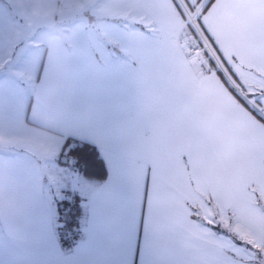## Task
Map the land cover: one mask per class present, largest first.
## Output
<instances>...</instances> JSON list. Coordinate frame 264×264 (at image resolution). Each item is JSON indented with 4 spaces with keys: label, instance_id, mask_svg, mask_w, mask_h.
<instances>
[{
    "label": "snow or ice",
    "instance_id": "obj_1",
    "mask_svg": "<svg viewBox=\"0 0 264 264\" xmlns=\"http://www.w3.org/2000/svg\"><path fill=\"white\" fill-rule=\"evenodd\" d=\"M148 2L90 0L93 14L82 17L75 37L76 73L56 121L73 131L61 138L33 129L42 123L48 70L42 51L37 57L34 0H9L14 11L0 10V137L6 124L19 130L0 138V217L11 186L20 188L27 176L25 223L51 256L44 264H167L155 227L150 161L168 139L219 148L231 134L218 113L178 82L164 26L141 11ZM174 6L183 14L176 0ZM90 36L95 47L84 55ZM6 110L12 121H5ZM251 113L264 125V108ZM8 147L31 156L9 161L2 154ZM37 153L46 161L42 170L31 158ZM66 153L75 156L70 167L61 160Z\"/></svg>",
    "mask_w": 264,
    "mask_h": 264
},
{
    "label": "crops",
    "instance_id": "obj_2",
    "mask_svg": "<svg viewBox=\"0 0 264 264\" xmlns=\"http://www.w3.org/2000/svg\"><path fill=\"white\" fill-rule=\"evenodd\" d=\"M66 1L34 0L31 8L35 27L49 31L41 38L48 62L41 91L42 123H35L33 129L56 138L73 131L58 128L57 115L76 73L75 37L83 27L82 17L88 14L90 19L93 14L90 0ZM176 2L183 14L174 0H149L141 11L164 26L180 85L218 113L231 134L219 148H197L190 141L177 139H168L157 148L150 163L155 170L151 189L155 227L163 240L160 256L167 264H252L248 246L236 244L223 228L224 217L231 209L240 224L251 231L253 242L263 241L264 211L257 196L264 197V125L237 99L217 71L183 55L177 43L189 37L185 12H197L202 31L224 63L226 78L229 73L245 87L264 90V0H213L207 10L208 0ZM95 3L106 4L107 0ZM16 7L9 0H0V10L5 13ZM56 9L61 12L54 13ZM69 9L73 11L67 12ZM94 47L95 37L90 36L84 55ZM229 82L234 86L232 79ZM258 100L264 101V97L260 95ZM261 104L264 106V102ZM4 118L12 121L11 111L6 110ZM18 134L16 127L6 124L0 138L8 140ZM8 148L13 151L2 154L9 161L31 156L16 147ZM36 156L31 158L42 170ZM9 197L11 203L6 204L0 217V264H44L51 256L25 223L27 176L22 178L20 188L11 186ZM227 248L236 253L235 260L226 254Z\"/></svg>",
    "mask_w": 264,
    "mask_h": 264
},
{
    "label": "rangeland",
    "instance_id": "obj_3",
    "mask_svg": "<svg viewBox=\"0 0 264 264\" xmlns=\"http://www.w3.org/2000/svg\"><path fill=\"white\" fill-rule=\"evenodd\" d=\"M65 2H68L65 0ZM13 10H7V12L11 13ZM48 12H51L52 10H47ZM73 10H67V12H71ZM59 13L61 12L60 9L54 10V13ZM43 26H36V32L34 39L35 41L41 45L40 48L37 49V57H39V54L41 51H43L44 48V43L41 41L42 34L43 33H48V28H41ZM68 27V26H67ZM225 67V66H224ZM225 77H227V74L223 71ZM238 89L237 90L244 98L247 100L249 103H251L254 107H260L258 105H255L254 100L258 101V98L260 96L259 94V88H251V87H244L243 83L240 82L239 80H236ZM256 87V86H255ZM251 98V99H249ZM262 105V104H261ZM263 106V105H262ZM6 150L13 151V149L7 148ZM5 150V151H6ZM37 161L39 162L41 169L43 168V165L46 163L45 159L40 158V156H36ZM65 167H70L68 164L64 165ZM257 202L258 204L263 208L264 211V197L263 196H257ZM225 221V226H224V233L226 234L227 237H229L231 240L235 241L236 244H239L240 246H248L249 251L253 254V256L248 260L252 262V264H264V256L258 255V253L264 251V223H263V241L262 243L256 244L253 242V235L249 229H246L243 227L239 220L237 219V215L234 210H229L226 213V216L224 217ZM244 242V243H242ZM246 248V247H244ZM249 251L247 252V255H250ZM226 254L233 258L234 260L236 259V253L233 251L226 250ZM250 263V262H249Z\"/></svg>",
    "mask_w": 264,
    "mask_h": 264
},
{
    "label": "built area",
    "instance_id": "obj_4",
    "mask_svg": "<svg viewBox=\"0 0 264 264\" xmlns=\"http://www.w3.org/2000/svg\"><path fill=\"white\" fill-rule=\"evenodd\" d=\"M197 12L187 11L185 12L186 23L190 24L194 28V33L186 40H180L177 43V47L180 52L185 56H191L198 62H203V53L208 51L212 56H216L212 48L211 42L206 34L202 31L199 24H197ZM216 58V57H215Z\"/></svg>",
    "mask_w": 264,
    "mask_h": 264
},
{
    "label": "trees",
    "instance_id": "obj_5",
    "mask_svg": "<svg viewBox=\"0 0 264 264\" xmlns=\"http://www.w3.org/2000/svg\"><path fill=\"white\" fill-rule=\"evenodd\" d=\"M204 9V8H203ZM197 24H199V20H198V16H197ZM187 26L189 27V30H190V32H189V36L190 35H192L193 33H194V28L190 25V24H187ZM199 26H200V24H199ZM201 27V26H200ZM207 36V35H206ZM210 40V39H209ZM211 42V41H210ZM211 45H212V48H213V50H214V52H215V48H214V46H213V44H212V42H211ZM215 57L214 56H212L208 51H205L204 53H203V64H205V65H207V66H210V67H212L215 71H217L219 74H220V76H221V79H222V81L229 87V89L235 94V96L237 97V94H238V96L239 97H243L237 90H240V89H238V86H237V83H236V80H238L237 78H235L234 76H231V74L229 75V73H228V76H229V78L230 79H232V81H233V83H234V86H232V84L229 82V78H226L225 77V75H224V73H223V69L224 70H226L225 69V67H224V63H223V61L221 60V58L216 54V52H215ZM223 68V69H222ZM244 85V84H243ZM244 87H245V85H244ZM234 90V91H233ZM262 93H264V90H261V89H259V94L261 95ZM238 99V98H237ZM243 99L245 100V98L243 97ZM249 99H251V98H249ZM240 101V100H239ZM245 101H247V100H245ZM253 101H254V103H255V105H258V106H260V107H263L264 108V106H262L261 105V103H258V101L257 100H254L253 99ZM241 102V101H240ZM242 103V102H241ZM243 104V103H242ZM249 111H250V113H251V108L252 107H254L251 103H249L248 101H247V105H245V104H243ZM252 114V113H251ZM61 160H65V161H67V164H69L70 166H72V165H74V163H75V156H72V155H67V153L64 155V156H62L61 157ZM64 235H65V239H68V240H71L72 239V233H70V232H65L64 233Z\"/></svg>",
    "mask_w": 264,
    "mask_h": 264
}]
</instances>
